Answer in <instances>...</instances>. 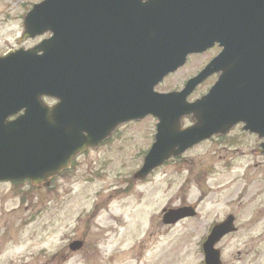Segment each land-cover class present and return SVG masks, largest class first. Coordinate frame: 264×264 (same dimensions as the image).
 Listing matches in <instances>:
<instances>
[{"label": "water", "instance_id": "95a60500", "mask_svg": "<svg viewBox=\"0 0 264 264\" xmlns=\"http://www.w3.org/2000/svg\"><path fill=\"white\" fill-rule=\"evenodd\" d=\"M24 26L23 39L52 36L0 56V181L40 183L122 122L148 114L159 119L156 140L135 178L238 122L264 137V0H44ZM215 42L222 52L181 92L154 91L189 53ZM214 71L222 75L210 92L187 102ZM43 96L59 102L47 106ZM189 114L195 123L183 128ZM194 214L171 209L164 222ZM232 222L209 235L206 264H221L214 244Z\"/></svg>", "mask_w": 264, "mask_h": 264}, {"label": "rangeland", "instance_id": "374dc122", "mask_svg": "<svg viewBox=\"0 0 264 264\" xmlns=\"http://www.w3.org/2000/svg\"><path fill=\"white\" fill-rule=\"evenodd\" d=\"M41 0H0V51L18 42L23 18ZM210 57L191 56L159 91L175 90ZM203 85L189 99L206 93ZM191 122L183 118V125ZM157 120L120 127L112 141L78 157L68 172L44 184L0 183V264H198V242L211 222L236 216L240 230L221 246L229 264H264V154L247 133L201 142L142 180ZM193 206L197 214L172 225L164 208ZM82 242L72 251V241ZM34 258V259H33Z\"/></svg>", "mask_w": 264, "mask_h": 264}, {"label": "flooded vegetation", "instance_id": "af4514ba", "mask_svg": "<svg viewBox=\"0 0 264 264\" xmlns=\"http://www.w3.org/2000/svg\"><path fill=\"white\" fill-rule=\"evenodd\" d=\"M213 77H215V76H213ZM211 80H208V81H212L213 79L212 78H210ZM238 127H240V126H238ZM236 133H240L239 131H235ZM244 133V132H243ZM237 233V231L236 232H234V233H231V234H229L228 236H226L225 238H223V240L224 239H226L227 237H229V236H231V235H233V234H236ZM220 248H221V246H220ZM222 249V248H221ZM201 253V252H200ZM34 259V258H33ZM30 264H34V262H31ZM200 264H203L202 262L200 263ZM226 264H229L228 262H226Z\"/></svg>", "mask_w": 264, "mask_h": 264}]
</instances>
